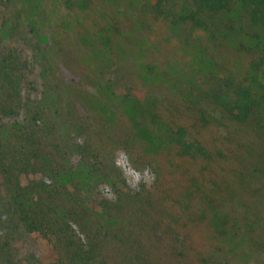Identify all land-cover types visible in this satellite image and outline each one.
<instances>
[{
    "label": "rangeland",
    "instance_id": "374dc122",
    "mask_svg": "<svg viewBox=\"0 0 264 264\" xmlns=\"http://www.w3.org/2000/svg\"><path fill=\"white\" fill-rule=\"evenodd\" d=\"M191 7L0 0L5 264L70 261L22 224L37 201L91 264H264V103L240 122L206 99L216 75L258 92L253 31L218 55L181 20Z\"/></svg>",
    "mask_w": 264,
    "mask_h": 264
},
{
    "label": "trees",
    "instance_id": "16d2710c",
    "mask_svg": "<svg viewBox=\"0 0 264 264\" xmlns=\"http://www.w3.org/2000/svg\"><path fill=\"white\" fill-rule=\"evenodd\" d=\"M189 2L192 7L185 11L181 20L196 27L204 41V47L212 49L218 55L222 54L223 49L226 48L225 44L229 34L235 32L246 34L247 31H253L254 55L249 61L247 71L251 72L249 76L259 86L258 92L253 93L249 84L235 83L229 75H216L213 78L212 87L206 94L207 101L214 104V107L223 109L228 116L244 122L251 114L254 115L259 106L264 103V0H189ZM246 21L248 23L244 24L243 22ZM236 26H239L238 31H236ZM196 43H200L199 38ZM178 143L181 142L178 141ZM189 148L187 145H180L178 153L183 155L188 152ZM28 206L23 208L24 212L20 217L25 229H35L42 234H45L48 228L51 229L50 235L65 247L70 260L67 264H91L90 254L85 251L76 252L74 241L67 240L66 224L60 222L59 225L53 226L45 222L44 218L48 212L45 204L37 201ZM154 209L155 206L150 203L145 210L153 214ZM234 215V211L231 210L227 218L231 220ZM9 241V238H5L2 246H8ZM9 256L11 255L7 250L0 248V264H5L6 258L10 262ZM104 262V260L101 261V264Z\"/></svg>",
    "mask_w": 264,
    "mask_h": 264
},
{
    "label": "water",
    "instance_id": "95a60500",
    "mask_svg": "<svg viewBox=\"0 0 264 264\" xmlns=\"http://www.w3.org/2000/svg\"><path fill=\"white\" fill-rule=\"evenodd\" d=\"M125 168H126V165H125Z\"/></svg>",
    "mask_w": 264,
    "mask_h": 264
}]
</instances>
